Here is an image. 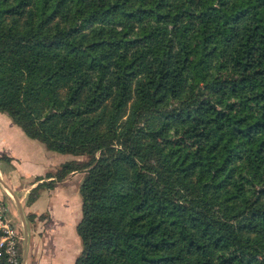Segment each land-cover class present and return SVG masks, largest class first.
Here are the masks:
<instances>
[{
	"label": "trees",
	"instance_id": "1",
	"mask_svg": "<svg viewBox=\"0 0 264 264\" xmlns=\"http://www.w3.org/2000/svg\"><path fill=\"white\" fill-rule=\"evenodd\" d=\"M0 113L89 158L75 264H264V0H0Z\"/></svg>",
	"mask_w": 264,
	"mask_h": 264
},
{
	"label": "crops",
	"instance_id": "2",
	"mask_svg": "<svg viewBox=\"0 0 264 264\" xmlns=\"http://www.w3.org/2000/svg\"><path fill=\"white\" fill-rule=\"evenodd\" d=\"M28 139L0 113V156L8 157L11 166L10 171L5 170L1 164L8 163L0 161V198L8 203L10 216L22 235V262L75 264L82 249L76 232L82 205L78 185L72 191L66 178L53 188L42 189L35 201L27 204V195L42 181L35 177L46 172L53 156L60 157Z\"/></svg>",
	"mask_w": 264,
	"mask_h": 264
},
{
	"label": "built area",
	"instance_id": "3",
	"mask_svg": "<svg viewBox=\"0 0 264 264\" xmlns=\"http://www.w3.org/2000/svg\"><path fill=\"white\" fill-rule=\"evenodd\" d=\"M21 241L22 235L10 216L8 203L0 198V259L6 264H23Z\"/></svg>",
	"mask_w": 264,
	"mask_h": 264
},
{
	"label": "rangeland",
	"instance_id": "4",
	"mask_svg": "<svg viewBox=\"0 0 264 264\" xmlns=\"http://www.w3.org/2000/svg\"><path fill=\"white\" fill-rule=\"evenodd\" d=\"M17 128H19L18 126H17ZM20 129V128H19ZM21 130V129H20ZM21 132H23L22 130H21ZM28 140H30V142H31V144H42V143H40L39 141H36V140H32V139H28ZM50 151V150H49ZM51 152H53V154H56V155H59L60 157H55V156H53V159L51 160V162H52V164H50V166L49 167H47L46 168V172L44 173V174H42V175H40V176H36L35 177V179L37 178V177H44V179H42V181H45V182H47V181H49V180H51V178H48V179H46L45 178V176H46V174L47 173H55L56 172V170L57 169H59V168H61L63 165H65V164H73V165H77V164H83V163H86V162H88V160H89V158L86 156V155H72V154H62V153H57V152H54V151H51ZM8 158V157H7ZM9 158L7 159V160H3V161H6L7 163H8V165L7 164H5V162L4 163H2L1 165V167L2 168H5V170H8V169H11L10 167H9ZM8 171H10V170H8ZM7 172V171H6ZM74 174V175H73ZM72 175V176H71ZM84 171H75V172H72V173H70V174H68L63 180H65L66 178H69V180H70V188H71V190L73 191V189L75 188V186H77L78 185V191H79V185H80V183H81V181H82V179H83V177H84ZM71 176V177H70ZM1 178V177H0ZM81 179V180H80ZM2 180V179H1ZM62 180V181H63ZM80 180V181H79ZM41 181V182H42ZM62 181H59V182H57L56 184H55V186L58 184V183H60V182H62ZM4 182V181H3ZM77 182V183H76ZM34 188V187H33ZM45 189H49V188H45ZM32 190V189H31ZM31 192V191H30ZM27 197H28V195H27ZM81 199V198H80ZM26 203H27V198H26ZM28 204V203H27ZM82 206V205H81ZM81 206H80V209H81ZM80 217H81V211H80ZM20 231V230H19Z\"/></svg>",
	"mask_w": 264,
	"mask_h": 264
}]
</instances>
